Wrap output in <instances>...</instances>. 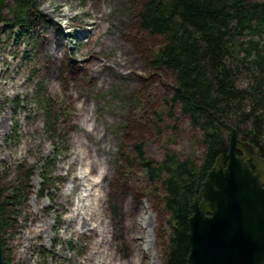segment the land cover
<instances>
[{
    "label": "rangeland",
    "instance_id": "rangeland-1",
    "mask_svg": "<svg viewBox=\"0 0 264 264\" xmlns=\"http://www.w3.org/2000/svg\"><path fill=\"white\" fill-rule=\"evenodd\" d=\"M143 2L34 0L19 24L14 0L6 1L0 188L17 199L0 234L4 264H164L171 215L135 146L155 162L169 151L199 161L204 148L201 132L170 103L171 78L151 64L162 40L139 27ZM45 36L62 40L61 58L44 55ZM247 80L243 70L238 84ZM73 148L81 166L74 153L64 164ZM59 192L73 201L60 203Z\"/></svg>",
    "mask_w": 264,
    "mask_h": 264
},
{
    "label": "trees",
    "instance_id": "trees-1",
    "mask_svg": "<svg viewBox=\"0 0 264 264\" xmlns=\"http://www.w3.org/2000/svg\"><path fill=\"white\" fill-rule=\"evenodd\" d=\"M6 1L0 0V23ZM33 3L34 0H14L10 11L16 23L28 21ZM137 21L142 30L162 40L153 52L151 64L171 78L172 107H178L190 125L201 132L204 151L199 161L169 151L155 162L144 157L140 143L135 146L148 179L161 182L164 207L171 215L164 264H187L189 206L217 157L226 155L231 129L258 147L264 158V1L144 0ZM45 40L51 48L44 55L61 58L56 50L63 46L62 40L53 41L48 36ZM243 70L248 80L241 86L238 79ZM47 125L52 126L51 118ZM77 152L80 153L73 148L64 164L74 153L75 166H81L77 164ZM90 166H85L89 172ZM59 168L62 175L63 168ZM28 178L29 173L24 174L21 187H26ZM76 180L81 183L77 177ZM94 184L90 185L94 188ZM58 195L62 204L73 201L66 192ZM16 199V195L4 196L0 188V234L13 221L10 205ZM79 202L87 205V197H80Z\"/></svg>",
    "mask_w": 264,
    "mask_h": 264
},
{
    "label": "water",
    "instance_id": "water-1",
    "mask_svg": "<svg viewBox=\"0 0 264 264\" xmlns=\"http://www.w3.org/2000/svg\"><path fill=\"white\" fill-rule=\"evenodd\" d=\"M189 211L187 264H264V158L235 128Z\"/></svg>",
    "mask_w": 264,
    "mask_h": 264
},
{
    "label": "flooded vegetation",
    "instance_id": "flooded-vegetation-1",
    "mask_svg": "<svg viewBox=\"0 0 264 264\" xmlns=\"http://www.w3.org/2000/svg\"><path fill=\"white\" fill-rule=\"evenodd\" d=\"M250 166H251V163H250ZM254 170V168H252Z\"/></svg>",
    "mask_w": 264,
    "mask_h": 264
},
{
    "label": "bare ground",
    "instance_id": "bare-ground-1",
    "mask_svg": "<svg viewBox=\"0 0 264 264\" xmlns=\"http://www.w3.org/2000/svg\"><path fill=\"white\" fill-rule=\"evenodd\" d=\"M147 247H149V246H147Z\"/></svg>",
    "mask_w": 264,
    "mask_h": 264
}]
</instances>
